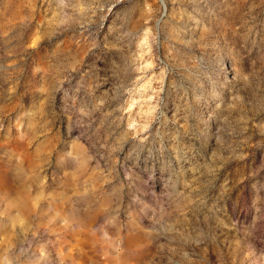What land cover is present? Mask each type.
I'll return each mask as SVG.
<instances>
[{
	"label": "rangeland",
	"instance_id": "1",
	"mask_svg": "<svg viewBox=\"0 0 264 264\" xmlns=\"http://www.w3.org/2000/svg\"><path fill=\"white\" fill-rule=\"evenodd\" d=\"M0 264H264V0H0Z\"/></svg>",
	"mask_w": 264,
	"mask_h": 264
}]
</instances>
